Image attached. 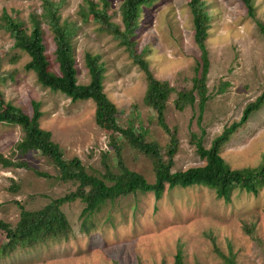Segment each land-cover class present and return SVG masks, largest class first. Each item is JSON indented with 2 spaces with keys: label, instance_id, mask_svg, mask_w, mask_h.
<instances>
[{
  "label": "rangeland",
  "instance_id": "rangeland-1",
  "mask_svg": "<svg viewBox=\"0 0 264 264\" xmlns=\"http://www.w3.org/2000/svg\"><path fill=\"white\" fill-rule=\"evenodd\" d=\"M49 1L58 6L59 22L72 23L76 28L70 40L76 83L88 82L84 54L98 56L104 68L103 93L115 106L117 125L124 128L130 123L134 128H145V141L156 143L163 152L168 138L157 125L154 112L143 104V71L107 28L93 23L90 17L81 18L86 3L100 10L103 1ZM189 1L152 0L140 9L131 38L134 53L146 63L151 76L173 89L163 112V122L177 140L171 172L201 166L203 161L196 156L191 137L208 148L264 89V40L256 27V22L264 26V0H251L252 18L240 0H200L209 17L204 40L208 100L199 120L197 98L191 107L174 109L176 93L191 88L193 69L199 62ZM105 3L108 21L122 31L121 0ZM42 11V0H0V17L9 16L21 28L29 29L30 15L39 19ZM2 25L0 18L2 104H11L30 116L31 103H38V126L49 132L64 160L77 158L88 175L103 180L101 157L106 153L107 164L116 174L107 134L93 122V103L70 102L40 87L34 74L24 69L29 58L12 47L13 40ZM40 28L44 56L51 72L57 74L52 34L43 18ZM22 137L18 126L0 123V157L11 163L4 167L0 162V221L10 227L16 225L21 210L37 211L76 187L58 180L45 156L20 151L17 144ZM119 141L124 167L152 183L150 161ZM219 155L231 170L264 166V103L236 129ZM83 207L78 200L63 203L59 210L70 225L65 237L9 258L0 256V264H173L178 251L182 264H224L222 257L231 258L232 264H264V184L256 188V194L234 190L228 202L205 187L190 186L165 188L157 199L151 193L135 192L106 201L97 211L81 217ZM83 222L86 232L80 231Z\"/></svg>",
  "mask_w": 264,
  "mask_h": 264
},
{
  "label": "trees",
  "instance_id": "trees-1",
  "mask_svg": "<svg viewBox=\"0 0 264 264\" xmlns=\"http://www.w3.org/2000/svg\"><path fill=\"white\" fill-rule=\"evenodd\" d=\"M100 10L95 5L86 3V12H81L82 20L88 17L100 27L107 28L115 40H118L131 54L134 63L145 75V92L143 104L149 107L155 114L157 125L168 138V143L163 152L154 142L145 141L147 130L132 124L124 128L116 123L115 106L106 98L102 88L103 64L98 56L84 54L83 63L87 71L88 82L79 85L75 79L74 61L71 56L70 40L76 31L75 26L69 22H59L56 14L58 6L49 0H42V13L38 17L34 14L29 17V29L21 28V24L2 14V27L13 40L12 47L22 51L29 61L24 65L26 71L32 72L36 83L43 89L53 93H59L69 99L70 102L90 101L94 105V125L107 134L108 146L113 153L116 174L111 172L107 164L106 153L102 154L101 165L105 173L103 180L97 176L88 175L84 166L77 158L64 160L62 152L51 139L50 134L39 128L38 120L41 113L38 103H31L30 116L11 104H2L0 100V123L18 126L22 133V140L17 148L23 153L37 152L45 156L56 170V178L63 182L76 184L75 190L64 197L50 201L41 209L33 212L21 210L19 219L14 227L0 221V233L3 241L0 243V256L11 257L14 253H23L26 249L48 241L59 240L70 232V225L65 216L59 210L63 203L80 201L84 207L80 216L97 211L106 201H112L135 192L151 193L156 199L160 197L164 189L171 190L175 187L187 188L190 186H202L213 191L216 198L224 202L230 200L234 190L256 194V188L264 184V166L231 170L222 160L219 151L226 144L236 129L246 123L249 116L257 111L264 103V89L254 101L243 108L237 122L223 128L221 133L214 137L208 148H204L200 140L191 137L190 143L194 145L196 156L203 161L201 166L191 167L182 171L171 172L173 156L177 149V140L170 133L163 122V112L170 93L173 89L166 83L155 80L147 71V65L141 60L140 55L134 53L131 38L137 29V18L140 9L147 6L152 0H121L119 16L122 31L119 27L108 21L106 3ZM248 17H253L251 0H240ZM193 27V42L199 51V62L195 65L192 86L188 91L176 93L173 101L174 109L182 111L186 106L191 107L197 98L198 120L203 110L206 96V73L208 62L204 47V40L208 29L209 17L203 10L200 0H190L187 4ZM40 18L46 22L52 34L54 44V61L57 66V74L51 72L49 64L44 56L42 43V30ZM256 27L264 40V26L256 22ZM143 50V49H142ZM119 139L125 141L127 146L139 152L150 161L153 171V182L148 183L140 175L127 170L121 159V145ZM264 160V155H263ZM0 162L4 167L10 166L7 160ZM88 224V223H87ZM85 222L81 223L80 231L86 232ZM213 242V241H212ZM214 252L219 251L214 248ZM221 257V255L219 254ZM224 264H232V259L222 257ZM173 264H182L181 254L178 251L174 256Z\"/></svg>",
  "mask_w": 264,
  "mask_h": 264
}]
</instances>
